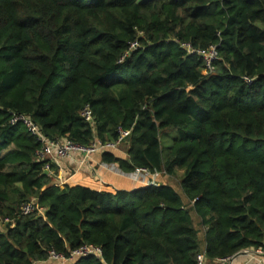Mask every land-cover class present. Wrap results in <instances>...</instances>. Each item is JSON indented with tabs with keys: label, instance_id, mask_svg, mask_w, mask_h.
<instances>
[{
	"label": "trees",
	"instance_id": "16d2710c",
	"mask_svg": "<svg viewBox=\"0 0 264 264\" xmlns=\"http://www.w3.org/2000/svg\"><path fill=\"white\" fill-rule=\"evenodd\" d=\"M183 44L216 46L214 70ZM14 115L83 147L129 130L127 157L102 161L158 183L57 187ZM166 131L177 137L165 153ZM32 200L44 215L21 214ZM0 219V264L86 245L102 258L74 264H198L204 251L214 262L264 248V0H0Z\"/></svg>",
	"mask_w": 264,
	"mask_h": 264
},
{
	"label": "built area",
	"instance_id": "2783aa9c",
	"mask_svg": "<svg viewBox=\"0 0 264 264\" xmlns=\"http://www.w3.org/2000/svg\"><path fill=\"white\" fill-rule=\"evenodd\" d=\"M137 46V43H133ZM134 46V47H135ZM183 47L187 50L189 54H196L198 57L202 58L205 64L204 73H211L213 68L214 61L218 58V48L216 46L210 47L208 50H195L191 45L183 44ZM247 83H251V79H245ZM83 119L90 124L95 122V117L89 107H86L82 111ZM13 123H23L28 131L34 135L39 143L41 144V149L38 151V156L41 159L49 160V163L46 165L45 169L47 172H50L52 163L68 157L72 152H78L84 154L88 159L94 154H101L109 150L118 151L120 146L125 143L127 138L130 136L131 131L125 130L123 128L118 129V138L115 141L101 142L100 140H95L90 146L83 147L74 144L69 138H56L49 139L45 137L40 128L32 121L29 116L25 115H14ZM135 178L143 184H147L149 187L155 186L158 174H152L148 169H137L134 174ZM38 213L39 215L45 214V209L42 208L37 200H32L30 202L23 203L21 206V214L23 216H28L31 214ZM4 222H8L5 220ZM247 255H258L259 257L264 258V248L258 249L256 251H242ZM243 254V255H244ZM95 256L99 259L102 258V250L99 247L93 245L83 246L75 251H72L68 257L63 256L55 251L50 253V258L55 261L57 264H74L77 260L88 257ZM236 256V255H235ZM234 257H228L225 259L215 260V264H229L234 259ZM198 264H208V259L206 252L204 251L201 255L198 256Z\"/></svg>",
	"mask_w": 264,
	"mask_h": 264
},
{
	"label": "crops",
	"instance_id": "0c3cea01",
	"mask_svg": "<svg viewBox=\"0 0 264 264\" xmlns=\"http://www.w3.org/2000/svg\"><path fill=\"white\" fill-rule=\"evenodd\" d=\"M117 154L119 156L122 155V157H127L125 149L122 150L120 148ZM102 155L103 153L94 154L87 159L84 154L72 152L68 157L56 161L55 167L57 169L51 170L48 174L54 177V184L61 188L65 185L84 186L99 192L106 191L116 194L117 192H132L149 187L147 184H143L135 178V172L124 173L117 164H107L102 161ZM158 180H156V184ZM59 182L60 184H58ZM61 182L64 185H61ZM0 230L3 229L0 227ZM253 254L241 255L229 264H264L263 257L261 258ZM36 264L57 263L49 257L47 261ZM208 264L215 263L208 261Z\"/></svg>",
	"mask_w": 264,
	"mask_h": 264
},
{
	"label": "rangeland",
	"instance_id": "374dc122",
	"mask_svg": "<svg viewBox=\"0 0 264 264\" xmlns=\"http://www.w3.org/2000/svg\"><path fill=\"white\" fill-rule=\"evenodd\" d=\"M134 44H132L131 45V47H130V49H135L134 48ZM175 137H177V132H175V131H166V132H164L163 134H162V136H161V140H162V143H163V147H164V150H165V153L168 151V149L170 148V146L172 145L171 143H172V141H173V138H175ZM48 138V137H47ZM60 138H62V137H60ZM65 138H68L67 136L65 137ZM50 139V138H49ZM123 148V147H122ZM47 160V159H46ZM46 171V170H45ZM181 173L179 174V176H177V178L176 179H173L174 180V186H175V188L178 190V191H180V189H179V187H177L176 185H179L180 183H179V180L181 179ZM58 184H60V182L58 183ZM61 185H64V183L63 182H61ZM64 187V186H63ZM181 193V192H180ZM7 222H5V223H3V221L0 219V227H1V229H4V227H5V224H6Z\"/></svg>",
	"mask_w": 264,
	"mask_h": 264
},
{
	"label": "water",
	"instance_id": "95a60500",
	"mask_svg": "<svg viewBox=\"0 0 264 264\" xmlns=\"http://www.w3.org/2000/svg\"><path fill=\"white\" fill-rule=\"evenodd\" d=\"M48 174V172L47 171H45V175H47ZM244 254V252H240V253H238L236 256H235V258H237V257H239V256H241V255H243Z\"/></svg>",
	"mask_w": 264,
	"mask_h": 264
}]
</instances>
